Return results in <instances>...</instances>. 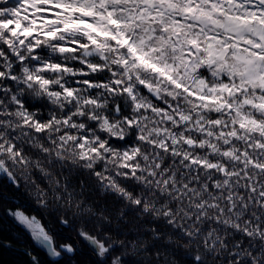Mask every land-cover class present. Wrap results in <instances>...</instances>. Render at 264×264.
I'll use <instances>...</instances> for the list:
<instances>
[{"label":"snow or ice","instance_id":"6c2138e0","mask_svg":"<svg viewBox=\"0 0 264 264\" xmlns=\"http://www.w3.org/2000/svg\"><path fill=\"white\" fill-rule=\"evenodd\" d=\"M0 264H264V0H0Z\"/></svg>","mask_w":264,"mask_h":264},{"label":"trees","instance_id":"16d2710c","mask_svg":"<svg viewBox=\"0 0 264 264\" xmlns=\"http://www.w3.org/2000/svg\"><path fill=\"white\" fill-rule=\"evenodd\" d=\"M9 206L12 207L13 209H15L17 206H19L21 210L26 212V214H29V215L35 214V215L38 216V218L42 219L43 223H45V224L48 223V221L43 220V218L41 217L40 213H37L35 211V205L33 204V202L27 196L20 197L18 205L16 203H12Z\"/></svg>","mask_w":264,"mask_h":264}]
</instances>
